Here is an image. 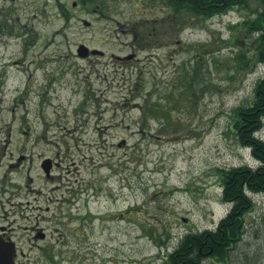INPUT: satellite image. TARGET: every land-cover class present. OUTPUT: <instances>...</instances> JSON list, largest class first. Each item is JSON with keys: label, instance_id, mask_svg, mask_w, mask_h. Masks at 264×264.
I'll return each instance as SVG.
<instances>
[{"label": "rangeland", "instance_id": "rangeland-1", "mask_svg": "<svg viewBox=\"0 0 264 264\" xmlns=\"http://www.w3.org/2000/svg\"><path fill=\"white\" fill-rule=\"evenodd\" d=\"M249 13L180 25L165 0H0V224L20 264H162L180 236L217 226L231 209L220 170L258 166L232 126L264 76L236 69L229 42ZM152 101L169 111L145 116ZM249 195L226 264H264V191Z\"/></svg>", "mask_w": 264, "mask_h": 264}, {"label": "trees", "instance_id": "trees-1", "mask_svg": "<svg viewBox=\"0 0 264 264\" xmlns=\"http://www.w3.org/2000/svg\"><path fill=\"white\" fill-rule=\"evenodd\" d=\"M257 1L260 5L254 10L251 9L249 0H165L172 9L175 20L181 19L180 25L184 17L209 19L225 14L233 8H248L250 13L237 25L243 29L242 34H238L234 41H229L237 49L236 69L241 72L264 64V0ZM246 35L251 41L247 47L239 44L241 43L239 39ZM197 64L203 68L206 62L199 61ZM184 66L178 83L181 86V95L184 94L190 101L189 77L197 75L198 71L197 68H193L190 72V65ZM168 111L169 108L160 102L152 101L144 115ZM144 115L143 122L146 119ZM232 115L236 139L243 147L251 150L259 164L256 167L244 165L220 170L223 180L222 198L231 204L230 211L214 229L190 231L180 236L175 248L163 256L162 264H198L202 260L201 256L207 253L223 258L225 247L231 242H237L235 239L240 236L246 214L252 209L253 198L249 193L264 191V139L257 135L264 125V76L256 81L251 102L235 107Z\"/></svg>", "mask_w": 264, "mask_h": 264}, {"label": "flooded vegetation", "instance_id": "flooded-vegetation-1", "mask_svg": "<svg viewBox=\"0 0 264 264\" xmlns=\"http://www.w3.org/2000/svg\"><path fill=\"white\" fill-rule=\"evenodd\" d=\"M136 53H131V58L132 57H135ZM40 222L36 223L35 226H32V232H33V235H32V238L35 239V240H42V241H45L48 237V233L46 231V229L39 225ZM15 228L14 227H11V226H5V225H2L0 224V240L2 242H5V243H9V242H13L15 245H16V256H15V262L16 264H20L19 263V260L21 259L23 262L26 258H29V254L22 249L21 246H19L20 244L18 243V235L15 234ZM238 236L236 237V241L238 240ZM236 242H231V244H229V246H226L225 247V253L223 255V258L222 257H217L216 255H209V253L207 254H204L202 257V260L200 262H198V264H206L208 261L212 264H215V261H221L220 264H226L229 260H228V254L229 253V250H231V248L234 247V244ZM40 246V245H38ZM262 261L261 262H258V264H262ZM264 263V262H263Z\"/></svg>", "mask_w": 264, "mask_h": 264}, {"label": "water", "instance_id": "water-1", "mask_svg": "<svg viewBox=\"0 0 264 264\" xmlns=\"http://www.w3.org/2000/svg\"><path fill=\"white\" fill-rule=\"evenodd\" d=\"M78 53L81 57H86L90 54L96 55H103L104 51L99 49H90L86 45L82 44L80 45L78 49ZM42 166L44 169H46V173L50 174V169L52 166V160L49 158H46ZM15 256H16V245L13 242L5 243L0 240V264H16L15 262Z\"/></svg>", "mask_w": 264, "mask_h": 264}]
</instances>
